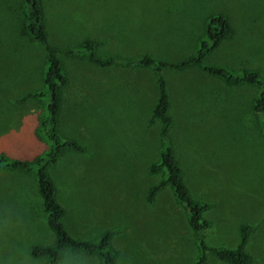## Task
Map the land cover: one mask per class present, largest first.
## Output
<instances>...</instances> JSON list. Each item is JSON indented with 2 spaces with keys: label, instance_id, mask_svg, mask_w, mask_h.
Wrapping results in <instances>:
<instances>
[{
  "label": "rangeland",
  "instance_id": "1",
  "mask_svg": "<svg viewBox=\"0 0 264 264\" xmlns=\"http://www.w3.org/2000/svg\"><path fill=\"white\" fill-rule=\"evenodd\" d=\"M51 46L61 52L69 84L59 132L84 153L67 152L48 168L65 210L68 234L97 241L109 231L116 264H192L198 255L184 209L169 187L148 205L162 178L147 168L161 151L160 127L148 125L156 101L155 75L141 67L101 68L64 55L92 40L100 58L178 62L193 54L208 18L225 14L233 36L208 65L249 67L264 76V0H43ZM22 0H0V154L33 162L49 149L34 130L45 106L22 102L43 89V46L19 34ZM174 153L203 214L212 248H234L251 227L247 251L264 264V140L251 111L256 88L227 90L193 70L167 72ZM12 224L10 246L30 254L53 243L33 173L0 172V222ZM31 256V255H30ZM30 264H46L31 256ZM94 264H99L94 259ZM207 264H225L208 255Z\"/></svg>",
  "mask_w": 264,
  "mask_h": 264
},
{
  "label": "trees",
  "instance_id": "2",
  "mask_svg": "<svg viewBox=\"0 0 264 264\" xmlns=\"http://www.w3.org/2000/svg\"><path fill=\"white\" fill-rule=\"evenodd\" d=\"M22 2L19 34L43 46L46 54L42 79L43 89L28 94L22 102L30 100L45 102L34 132L39 139L46 141L49 149L33 162L20 159L10 160L0 154V172L8 170L33 173L35 176L37 193L42 201L46 224L54 240L51 245L33 247L30 251L32 257L43 258L46 264H57L59 250L71 246L77 251L83 250L99 264H116L119 252L112 244L111 232H103L97 241L78 240L72 238L64 226L65 210L57 200L56 187L48 174V168L61 161L67 152L84 153L85 151L75 140L65 138L59 132L63 92L69 81L60 58L61 52L51 46L48 40L43 0H22ZM233 32L229 18L225 14L211 15L206 21L203 35L198 39L193 54L178 62L159 61L148 55L137 60L118 57L100 58L95 53L97 45L92 40L84 41L64 54L71 58L81 56L91 65L101 68L122 64L125 67H141L153 71L157 97L148 125H159L161 151L158 160L148 166L147 173L160 175L162 178L148 190L146 202L153 206L156 196L166 187L170 188L176 203L186 213L187 224L193 233L198 250V255L192 264H207L208 255H212L216 260L225 264H253V257L246 249L251 233V227L247 224L241 225L240 240L234 248H212L205 243L204 232L210 228V223L203 218V214L211 208V205L193 199L189 187L185 184L184 170L175 156L171 139L174 119L171 115V98L165 77L167 72L183 73L193 70L203 77L220 82L230 91L240 88H256L257 92L250 107L257 118L258 129L264 140V76L261 71L249 67H243L237 71L225 65L206 63L207 58L233 36Z\"/></svg>",
  "mask_w": 264,
  "mask_h": 264
},
{
  "label": "clouds",
  "instance_id": "3",
  "mask_svg": "<svg viewBox=\"0 0 264 264\" xmlns=\"http://www.w3.org/2000/svg\"><path fill=\"white\" fill-rule=\"evenodd\" d=\"M12 227L7 218L0 222V264H30L29 253L9 244ZM57 264H94V258L83 250L77 251L71 246H66L59 250Z\"/></svg>",
  "mask_w": 264,
  "mask_h": 264
}]
</instances>
